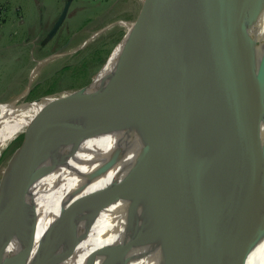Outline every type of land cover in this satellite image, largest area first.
I'll use <instances>...</instances> for the list:
<instances>
[{"label": "water", "instance_id": "1", "mask_svg": "<svg viewBox=\"0 0 264 264\" xmlns=\"http://www.w3.org/2000/svg\"><path fill=\"white\" fill-rule=\"evenodd\" d=\"M72 1L65 3L46 40L57 34ZM199 6L196 0H156L152 10L144 13L146 21L139 20L144 34L127 57L115 94L104 93L103 99L106 98L107 103L101 115H104V125L97 134L108 129V120H115L113 116L119 115L129 123L137 121L143 100L149 101L148 108L158 105L165 108L167 102L163 94H157L153 88L161 60L157 54L163 56L168 49L171 52L169 63L184 71L185 81V73L191 67L192 51L198 48L203 29L212 22L206 12L195 15ZM263 6L264 0H230L226 36L223 41L227 17V7H224L213 28L200 91L190 93L187 88L180 95L186 105L172 104L173 108L177 106L178 116L159 136L145 143L133 169L124 178L108 188L71 199L51 215L46 230L47 245L31 262L28 259L34 246L31 237L34 223H27L24 218L33 210L35 187L14 194L11 203L0 212V264H65L76 254L80 243L75 217L96 214L120 199L138 203L143 198L155 220L150 233L159 229L163 235L167 264L230 263L234 258L233 254L229 255L233 241L228 234H239L241 229L245 230L248 239L240 247L235 264H246L263 230L259 209L253 200L264 174V53L258 60L255 54L257 40L248 29L259 17ZM134 36L133 31L131 39ZM154 55L156 61L147 68ZM24 95L17 98L14 105L24 104L19 103ZM47 96L50 95L25 103L32 104ZM50 108L45 107L42 119L34 120L41 132L27 128L21 148L33 143L34 149L24 157L38 150V137L47 136V131L50 134L56 120H61L60 129L72 126L67 122V116L51 114ZM51 116H54L51 123H45ZM140 118L144 123V117L141 115ZM81 133L71 127L66 138ZM38 153L40 160L41 151ZM233 182L242 183L239 185V222L229 226L227 234L224 232L222 236L208 234L197 248L198 237L205 234L203 229H198V212L207 208L213 195ZM243 184L246 185L244 191ZM25 232L30 238L22 250L6 257L4 253L10 240ZM152 234L138 232L121 246L105 248L111 255L109 258L106 255L104 261L126 264L127 254L136 242H146ZM95 257L96 253H92L88 264Z\"/></svg>", "mask_w": 264, "mask_h": 264}, {"label": "bare ground", "instance_id": "2", "mask_svg": "<svg viewBox=\"0 0 264 264\" xmlns=\"http://www.w3.org/2000/svg\"><path fill=\"white\" fill-rule=\"evenodd\" d=\"M208 1L207 14L211 16L212 22L205 28H201H204V31L199 38L198 48L192 51V68L190 67V71L185 73L186 82L184 81V71H179L177 65L172 67L169 63L171 52L168 49L163 56L157 54L161 60L160 68L156 71L157 78H154L153 81V88L157 94H163L167 102L165 108L161 105L148 108L149 101L143 100L140 102V116L138 115L137 121L129 123L119 115L113 116L115 120H108L110 121L108 129L97 134V131L104 125L102 119L104 115L101 116L107 105L106 98L103 99L104 93L107 91L110 94H115L125 66L86 88L53 94L27 106L21 104L17 107L12 102H0V110L3 114L0 118V158L8 144L16 139L25 128L34 130L40 128L34 124L37 122L33 120V115H39L40 110L43 112L44 108L48 106L52 107L49 110L51 114L67 116V122L72 125L73 131L79 133L82 131L81 135L71 139L64 138L57 132L49 134L47 131V136L41 140L42 174L35 185L33 210L27 212L24 218L25 222L34 223L31 236L34 246L28 262H31L40 250L45 249L48 239L47 224L52 214L71 199L108 188L114 182L124 178L133 169L145 143L152 137L159 136L178 116L177 106L173 108L172 104L183 105L180 95L187 88L190 93L200 91V83L204 81L202 75L204 60L214 33L213 28H215L219 14L224 7H227L225 9L227 17L224 31H222L223 41L230 19L228 12L230 0ZM196 2L200 3L195 11L197 16L206 0H196ZM117 24L123 25L130 31L141 28L140 21L129 22L126 20L119 21ZM248 29L257 40L255 54L259 60L264 53V6L259 17L249 24ZM102 31L104 30L94 33L87 41L92 40ZM55 56H59V54ZM43 61H40L39 65ZM155 61L156 55L151 58L147 68H150ZM177 70L179 74H177ZM36 73L37 67L31 74L32 79ZM141 115L145 119L144 123L140 118ZM53 117H49L45 123H51ZM40 118H43L42 115ZM262 136L264 138V124ZM32 144L20 148L10 162L14 163L26 156L28 152L33 151ZM6 167L0 165V173H3ZM261 180L262 185L253 204L259 209L258 215L263 230L246 264H264V174ZM240 184L242 183H230L224 190L208 200L206 209L198 212L196 219L198 229H203L205 234L198 237L197 248H200L198 243L203 241L204 237H208V234L222 236L221 234L224 232L227 234L229 226L239 222V213H241ZM245 186L243 184L242 191ZM73 220L80 237V243L76 254L65 264H88L92 253H96V257L91 264H108L104 259L106 255L109 258L111 254H107L105 248L121 246L130 236L138 232L144 235L152 234L150 232L155 222L145 198L138 203L120 199L96 214L77 216ZM244 231L241 229L239 234H228L233 241L229 255L233 254L234 258L227 264L236 263L240 247L248 239V235ZM29 238L27 232L16 234L8 243L4 255L10 257L19 253ZM126 264H167L164 238L159 229L146 242H136L127 254Z\"/></svg>", "mask_w": 264, "mask_h": 264}, {"label": "rangeland", "instance_id": "3", "mask_svg": "<svg viewBox=\"0 0 264 264\" xmlns=\"http://www.w3.org/2000/svg\"><path fill=\"white\" fill-rule=\"evenodd\" d=\"M0 1L4 4L6 0ZM10 1L12 3L14 1L15 3L20 2L26 7H28L29 2L33 1L42 8L43 13L47 16L45 17L46 19H43L45 21L44 34L38 41L40 43V41L44 42L43 40L46 39L47 34L57 21L68 0ZM155 1L73 0L67 18L57 34L47 40L48 43L41 47L42 49L40 52L38 51L39 53H36L37 58L32 66L30 75L36 67L37 73L33 77L31 84L27 85L25 82L26 85H24L18 82L17 79L13 83L14 77L19 74H17L15 68L2 64L0 60V102L13 103L30 89L19 102L24 103L23 106H27L30 103L25 102H30L46 95L62 93L71 89L78 90L87 85L90 86V84L92 85V83L121 69L125 66L128 55L144 34V30L136 28L130 31L123 25L117 24V22L126 20L129 22L146 21L144 13L147 10H152ZM208 5L209 1L206 0L198 15L203 12H206L207 15ZM48 14L51 17L48 18ZM6 19L8 18L6 17ZM1 21L2 19L0 18V23ZM6 25V28H3L4 25H0V32L2 28L3 30H8L19 27V23L12 24L8 20ZM100 30L104 31L97 34L92 40L87 41L91 35ZM133 31L135 36L131 39ZM123 47L124 49L122 50ZM121 50L122 52L120 53ZM39 54L41 56H38ZM56 54H59V56H55ZM3 56H1L2 59H4ZM40 61L43 62L39 65ZM51 90L54 91L47 93ZM41 113L42 110H40L39 115L34 114L33 120H40ZM1 115L3 114H1L0 110V118ZM59 123H61V120L54 122L51 127V133L57 132L66 138L72 126H69L68 129H66L67 126L60 129ZM40 129L37 128L35 131L40 132ZM26 135L27 128L20 132L19 138L17 137L8 144L7 149H4V153L0 158V165L7 166L5 171L0 173V212L11 203L14 199V194H20L26 188L35 187L38 178L42 174L38 150L41 151V140L44 137H38L40 139L36 144L38 150H35L33 155L23 157L14 163L10 162L11 158L20 150L19 148L23 144L22 140L26 138Z\"/></svg>", "mask_w": 264, "mask_h": 264}, {"label": "crops", "instance_id": "4", "mask_svg": "<svg viewBox=\"0 0 264 264\" xmlns=\"http://www.w3.org/2000/svg\"><path fill=\"white\" fill-rule=\"evenodd\" d=\"M46 16L38 3L33 1L28 3V7L20 2L15 3L14 1L12 3V1L6 0L3 4L0 1V18L2 19L0 25H4L3 28H6L7 20L12 24L19 23L17 29L16 27L8 30L2 28L0 32V60L2 64L15 68L17 74H19L14 77L13 83L17 79L18 82L24 85L26 83L27 85L31 84L30 72L37 58L36 53H39L42 49L38 41L44 34L45 21L43 19ZM49 17L51 16L48 14Z\"/></svg>", "mask_w": 264, "mask_h": 264}, {"label": "flooded vegetation", "instance_id": "5", "mask_svg": "<svg viewBox=\"0 0 264 264\" xmlns=\"http://www.w3.org/2000/svg\"><path fill=\"white\" fill-rule=\"evenodd\" d=\"M44 39V38H43ZM44 42H42V41H40V48L42 47V46H44V45H46L47 43H48V41L45 39V40H43Z\"/></svg>", "mask_w": 264, "mask_h": 264}, {"label": "trees", "instance_id": "6", "mask_svg": "<svg viewBox=\"0 0 264 264\" xmlns=\"http://www.w3.org/2000/svg\"><path fill=\"white\" fill-rule=\"evenodd\" d=\"M54 90H51V91H49V92H47V93H50V92H53ZM40 132H41V130H40ZM22 140V139H21ZM25 141V139H23L22 140V142H24Z\"/></svg>", "mask_w": 264, "mask_h": 264}]
</instances>
